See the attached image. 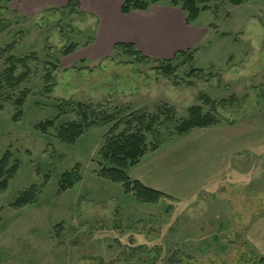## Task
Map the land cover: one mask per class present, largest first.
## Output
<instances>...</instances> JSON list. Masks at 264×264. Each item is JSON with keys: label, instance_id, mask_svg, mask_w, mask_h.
I'll use <instances>...</instances> for the list:
<instances>
[{"label": "rangeland", "instance_id": "374dc122", "mask_svg": "<svg viewBox=\"0 0 264 264\" xmlns=\"http://www.w3.org/2000/svg\"><path fill=\"white\" fill-rule=\"evenodd\" d=\"M77 1L66 8L44 0L28 10L0 0V73L9 55L29 56L19 85L0 89V158L9 151L18 164L0 192V264H260L264 0L209 3L187 24L202 35L192 60L179 65L178 59L168 76L154 57L139 59L111 46L93 53L100 22ZM170 2L156 5L173 7ZM70 44L75 49L64 54ZM16 66L15 75L25 69ZM64 102L68 111L41 133L36 125L55 118ZM75 102L111 119L97 118L69 146L55 128L78 118ZM192 106L210 112L216 124L175 134L174 124ZM111 128L113 134H144L148 150L126 174L166 197L142 203L98 176L99 151ZM76 165L80 180L60 192V176ZM33 185L34 202L13 208Z\"/></svg>", "mask_w": 264, "mask_h": 264}, {"label": "trees", "instance_id": "16d2710c", "mask_svg": "<svg viewBox=\"0 0 264 264\" xmlns=\"http://www.w3.org/2000/svg\"><path fill=\"white\" fill-rule=\"evenodd\" d=\"M161 1L163 0H122L120 12L122 14H128L132 11H146L151 5L157 4ZM215 1L217 0H171L170 3L173 7L179 6L180 11L184 15L185 23L191 24L198 17L201 11H207L210 9L209 3ZM228 2L233 5H240L242 0H228ZM78 5L79 3L77 0H70L65 7L72 8L77 7ZM8 47L9 46H7L5 50H8ZM74 49L75 44H70L64 50V54H69ZM113 50L124 52L130 56H139V59H149L147 56L138 51L132 43L117 42L113 45ZM194 52V49H187L184 51H177L169 59L154 60H157L160 63L158 69L164 75L168 76L174 71L175 67L178 66V64L173 66L172 64L174 62L178 59H182L179 65L185 64L186 61L192 60ZM28 57L26 59H18L9 55L6 58V68L2 73H0V89H13L19 85L22 79L28 74L25 67V61ZM18 63L24 66L25 69L23 72L15 75L17 68L16 64ZM191 72L197 73L202 71L201 69H191ZM48 77H50V71L46 70L44 78L47 80ZM24 94L25 93L23 92L22 97H24ZM200 98L204 103L211 105L215 104L207 96L202 95ZM233 99L234 97H231L230 101ZM226 102V100H221L219 103L223 105ZM15 103L18 107H20L22 105V98L17 99ZM70 105L74 107L73 111L76 110L78 118L74 120L62 121L55 128L57 139L66 145H73L87 127L95 124L97 118H100L102 121H109L111 119V115H99L94 111H90L85 108V105L82 103L75 102ZM68 106L69 104L65 102L59 104L56 107L58 115L53 119H48L44 122L38 123L36 128L41 133H46L47 129L54 127V124L59 117L68 111ZM20 115L21 111L18 110L13 116V120H16ZM216 122V118L214 115L210 114V112L203 113L200 106H192L187 109L186 117L174 124L173 130L177 135H184L194 129L208 128L215 125ZM112 130L113 129L111 128L106 133L105 143L99 151L100 161L98 162V176L112 183L121 184L125 194L133 195L136 200L142 203H155L161 197H166L163 192L147 187L137 179H130L126 174L127 169L136 165L148 150L144 134L140 131L113 134ZM154 148L155 146H153L152 150ZM11 157V153L6 151L0 158V192L7 188L8 181L14 176L18 168L17 162H10ZM79 180V167L76 165L74 168L64 172L60 176L59 191L63 192L71 188L74 183ZM37 193L38 188L33 185L23 191L12 202L11 206L18 209L33 203ZM260 264H264V258L260 260Z\"/></svg>", "mask_w": 264, "mask_h": 264}, {"label": "crops", "instance_id": "0c3cea01", "mask_svg": "<svg viewBox=\"0 0 264 264\" xmlns=\"http://www.w3.org/2000/svg\"><path fill=\"white\" fill-rule=\"evenodd\" d=\"M53 1L60 5L66 4L68 0ZM79 1L97 15L100 22L96 35L97 47L93 49V53L104 47H113L117 42H125L132 43L146 56L169 59L177 51L197 46L202 37L198 33L201 29L187 25L182 13H178L173 7L154 4L146 11L122 14V0H91L92 5L88 0ZM16 3L24 9L36 10L42 6L44 0H16Z\"/></svg>", "mask_w": 264, "mask_h": 264}]
</instances>
